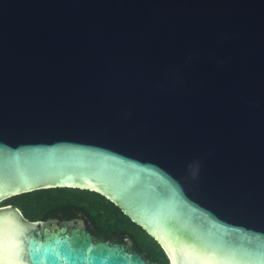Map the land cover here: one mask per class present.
<instances>
[{"label": "water", "instance_id": "1", "mask_svg": "<svg viewBox=\"0 0 264 264\" xmlns=\"http://www.w3.org/2000/svg\"><path fill=\"white\" fill-rule=\"evenodd\" d=\"M53 188L170 264H264V0H0V205ZM16 219L24 264H156Z\"/></svg>", "mask_w": 264, "mask_h": 264}, {"label": "trees", "instance_id": "2", "mask_svg": "<svg viewBox=\"0 0 264 264\" xmlns=\"http://www.w3.org/2000/svg\"><path fill=\"white\" fill-rule=\"evenodd\" d=\"M23 209L28 216L37 217L40 210L56 209L69 216L81 214L88 227L106 237L120 240L131 238L140 250L149 252L154 262L168 264L169 259L160 244L141 226L104 196L86 190L53 188L12 197L4 202Z\"/></svg>", "mask_w": 264, "mask_h": 264}, {"label": "flooded vegetation", "instance_id": "3", "mask_svg": "<svg viewBox=\"0 0 264 264\" xmlns=\"http://www.w3.org/2000/svg\"><path fill=\"white\" fill-rule=\"evenodd\" d=\"M8 205L10 204H4L3 202L0 205V207H4ZM19 210L22 219L28 224L34 225L36 229L43 230L46 227L53 228V226L56 225L59 228H66L68 231H72L74 229L86 230L87 232H90L93 235V238L95 240L103 239L105 241H111L117 243L119 245L125 246L128 249L134 250L136 253L142 255L145 260L150 261L151 263L160 264L159 262L152 261V259L149 256V252L146 250H140L139 247L136 246L135 242L131 238H125L124 240H120L117 237L108 238L100 234L95 229L88 227L85 217L82 216L81 214L77 216H69L68 214L63 213L61 211H57L56 209L47 210V211L43 209L39 211L37 217H31L28 216L23 209H19ZM168 264H170V261L168 262Z\"/></svg>", "mask_w": 264, "mask_h": 264}, {"label": "clouds", "instance_id": "4", "mask_svg": "<svg viewBox=\"0 0 264 264\" xmlns=\"http://www.w3.org/2000/svg\"><path fill=\"white\" fill-rule=\"evenodd\" d=\"M18 215H20L19 209H13L11 206L0 207V264H24L22 249L25 233L20 231L11 234V241L5 235V229L22 228V225L16 219ZM9 248L14 250V256L5 255Z\"/></svg>", "mask_w": 264, "mask_h": 264}]
</instances>
